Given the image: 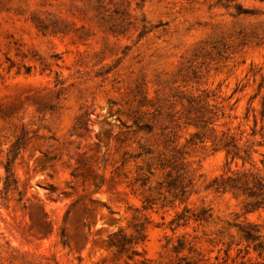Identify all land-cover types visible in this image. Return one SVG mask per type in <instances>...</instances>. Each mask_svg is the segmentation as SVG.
Masks as SVG:
<instances>
[{
    "label": "rangeland",
    "instance_id": "obj_1",
    "mask_svg": "<svg viewBox=\"0 0 264 264\" xmlns=\"http://www.w3.org/2000/svg\"><path fill=\"white\" fill-rule=\"evenodd\" d=\"M228 135L263 170L264 0H0V264H264Z\"/></svg>",
    "mask_w": 264,
    "mask_h": 264
},
{
    "label": "trees",
    "instance_id": "obj_2",
    "mask_svg": "<svg viewBox=\"0 0 264 264\" xmlns=\"http://www.w3.org/2000/svg\"><path fill=\"white\" fill-rule=\"evenodd\" d=\"M224 146L227 151L228 159L231 157V160L228 161V164L234 162L238 158H242L243 166H245L247 162H250L252 167H244L243 169H237L228 176H221L220 178H216L214 181V185L217 189H226L227 186H230L232 188H238L241 189L248 196L254 198V200L250 201L248 204L251 206L248 211L264 207V159L262 160V170L261 168L257 167L255 163L253 164L249 149H244L245 155L241 153L242 147L232 135H228V139L225 142ZM190 218V216L185 215V213L183 212L178 214V217L176 218L175 222L177 226H179L182 225L184 222H187ZM195 219L200 220V215H195ZM182 221L183 223H181ZM261 228V225L250 222H247L245 225L242 226L244 237L247 241L254 242L259 240L255 244L254 250L257 252L260 258L264 259V242L260 240V238L263 237Z\"/></svg>",
    "mask_w": 264,
    "mask_h": 264
}]
</instances>
